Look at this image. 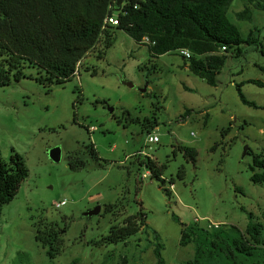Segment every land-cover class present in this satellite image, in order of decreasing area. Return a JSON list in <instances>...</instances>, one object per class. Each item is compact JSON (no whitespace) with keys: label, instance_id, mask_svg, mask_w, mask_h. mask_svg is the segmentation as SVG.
Returning <instances> with one entry per match:
<instances>
[{"label":"rangeland","instance_id":"374dc122","mask_svg":"<svg viewBox=\"0 0 264 264\" xmlns=\"http://www.w3.org/2000/svg\"><path fill=\"white\" fill-rule=\"evenodd\" d=\"M245 1L231 0L227 15L241 36L252 30L264 48V10L253 8L250 19L234 16ZM239 46L240 54L227 52L210 85L176 51L150 57L144 44L113 28L111 45L96 41L70 79L44 85L27 66L26 76L0 85V156L6 160L14 150L27 168L14 196L1 206L0 264H67L72 259L74 264H119L122 256L127 264H155L152 229L162 243L163 264H181L192 256L193 243L178 244L179 221L243 230L246 211L261 224L264 240V185L249 179L251 154L243 153L244 146L257 152L264 144V108L242 103L234 87L246 78L261 80L263 85L244 81L241 90L264 105V71L258 68L264 58L255 43ZM185 107L190 113L179 118ZM124 109L141 120L154 114L157 124L146 131L127 119ZM148 132L157 141L146 142ZM88 143L99 159L86 152ZM177 144L193 146L195 160H186ZM52 146L59 147L56 161L47 153ZM71 152L84 159L82 166L67 165ZM145 156L165 164L160 176L168 195L158 180L141 177L148 168L136 159ZM61 199L65 202L55 206ZM107 203L115 205L103 210ZM95 204L100 205L97 213L82 214ZM139 208L146 222L137 232L124 241L99 243L110 224H120ZM38 222L59 229L62 249L53 257L33 238Z\"/></svg>","mask_w":264,"mask_h":264},{"label":"trees","instance_id":"16d2710c","mask_svg":"<svg viewBox=\"0 0 264 264\" xmlns=\"http://www.w3.org/2000/svg\"><path fill=\"white\" fill-rule=\"evenodd\" d=\"M115 1L0 0V85L26 76L23 70L27 66L35 68L34 79L44 85L70 79L77 68V62L96 41H100L101 47L111 45L113 28L123 30L136 43L144 44L150 57L176 51L186 61L187 68L210 85L215 84V76L227 52L232 50L234 55L241 53L240 43L257 44L264 58V48L258 36L252 30L245 37L241 36L235 23L228 17L226 11L231 0H120L117 9L114 8ZM253 8L264 10V0H246L234 12V16L250 19ZM113 11L116 22L103 21ZM180 48L186 49L188 56L179 53ZM101 50L99 47L96 56L101 55ZM258 68L264 71V61L258 64ZM90 73L94 74L95 69L92 68ZM244 81L263 85L257 78L235 82L239 100L249 106L264 108L263 104L245 97L241 90ZM182 86L188 89L186 85ZM124 111L127 119L139 122L140 127L146 131L157 124L154 114L145 115L141 120L138 116H130L128 110ZM190 111V108L185 107L179 118H184ZM202 118L204 123L206 112ZM228 128L229 125L222 128L221 134ZM85 146L88 154L99 159L92 143ZM214 147L215 143L210 148ZM176 148L186 160H195L196 149L193 146L177 144ZM245 152L251 154L249 179L264 185V144L257 152L248 147ZM136 161L149 169V176L158 180V186L168 195L169 190L163 185L164 178L160 176L165 164L157 163L148 156ZM66 163L70 168H77L84 164V159L71 152L67 155ZM26 175L27 168L19 153L11 150L6 160L0 156V211L2 204L14 196ZM176 175H183L182 166L177 169ZM168 181L171 184V178ZM114 205L104 204L103 210H110ZM240 208L243 209L242 206ZM246 212L249 219L243 230L234 225L222 227L220 224L199 225L196 220L192 223L179 221L178 244L193 243L192 256L181 264H263L261 224L251 219L250 211ZM173 219L178 221L176 216ZM145 222L144 211L139 208L127 214L120 224H110L107 232L100 236L99 243L124 241ZM58 232L59 229L51 224L40 227L38 222L34 227L33 238L45 248L48 257L55 256L62 249V238ZM152 237L155 264H163L160 255L162 243L154 229ZM74 261L72 259L67 264H74ZM119 264H127L125 256L120 258Z\"/></svg>","mask_w":264,"mask_h":264},{"label":"water","instance_id":"95a60500","mask_svg":"<svg viewBox=\"0 0 264 264\" xmlns=\"http://www.w3.org/2000/svg\"><path fill=\"white\" fill-rule=\"evenodd\" d=\"M115 3H116V6L114 8L117 9L118 8V4L120 3V0H116ZM121 82L126 84V85H128V86L132 85V83L129 80L122 79ZM144 89H145V85H143L142 87L139 88V90H141V91H143ZM112 108L113 107L111 105H108V104L106 105L107 111L111 112ZM246 148H247V146H244L243 153L246 150ZM59 152L60 151H59V147L58 146H52V147H49L47 149V153H48L49 158L54 160V161L59 159ZM99 208H100V205L99 204H95L92 207L84 210L82 212V214L89 216L91 214L97 213L99 211Z\"/></svg>","mask_w":264,"mask_h":264},{"label":"built area","instance_id":"2783aa9c","mask_svg":"<svg viewBox=\"0 0 264 264\" xmlns=\"http://www.w3.org/2000/svg\"><path fill=\"white\" fill-rule=\"evenodd\" d=\"M103 21L110 22V23H115L116 22V19L114 17V14H111V15L105 16V18L103 19ZM178 52L181 53V54H183V55H185V56H188V54H189V52L186 49H184V48H180L178 50ZM75 72H76V69H75L74 73ZM157 139L158 138H157V135L155 133H153V132L146 133V137H145V141L146 142H155V141H157ZM147 175H150L149 169H147V170H145L144 172L141 173V177H145ZM64 202H65V200L64 199H61V200L55 202L54 205L55 206H58L60 204H63ZM207 224L210 225V226H217V223L216 222H209Z\"/></svg>","mask_w":264,"mask_h":264}]
</instances>
